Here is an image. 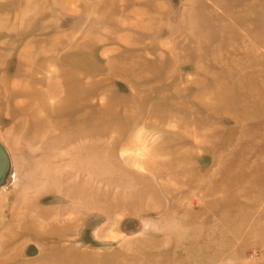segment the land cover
Wrapping results in <instances>:
<instances>
[{"label": "rangeland", "instance_id": "obj_1", "mask_svg": "<svg viewBox=\"0 0 264 264\" xmlns=\"http://www.w3.org/2000/svg\"><path fill=\"white\" fill-rule=\"evenodd\" d=\"M0 264H264V0H0Z\"/></svg>", "mask_w": 264, "mask_h": 264}]
</instances>
